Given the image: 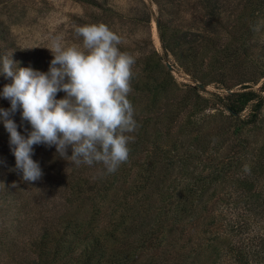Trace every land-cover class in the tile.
Returning a JSON list of instances; mask_svg holds the SVG:
<instances>
[{"label": "rangeland", "instance_id": "374dc122", "mask_svg": "<svg viewBox=\"0 0 264 264\" xmlns=\"http://www.w3.org/2000/svg\"><path fill=\"white\" fill-rule=\"evenodd\" d=\"M98 23L136 57L128 161L108 174L35 145L43 177L29 184L0 120V264H78L113 233L101 264H264V104L242 127L221 102L264 98V0H0V57L47 72L53 37L81 45L75 28ZM210 226L222 236L200 251Z\"/></svg>", "mask_w": 264, "mask_h": 264}, {"label": "clouds", "instance_id": "9594fccd", "mask_svg": "<svg viewBox=\"0 0 264 264\" xmlns=\"http://www.w3.org/2000/svg\"><path fill=\"white\" fill-rule=\"evenodd\" d=\"M75 33L81 45H67L58 35L45 47L53 56L47 72L20 67L12 52L0 57V75L11 79L0 92L10 102L0 108V120L14 170L29 184L43 177L32 159L35 145L55 146L60 158L76 166L100 164L112 174L128 161L130 134L139 127L128 99L136 57L120 50L121 37L104 23L78 26ZM59 92L65 95L57 99ZM18 111L20 125L13 119Z\"/></svg>", "mask_w": 264, "mask_h": 264}, {"label": "trees", "instance_id": "16d2710c", "mask_svg": "<svg viewBox=\"0 0 264 264\" xmlns=\"http://www.w3.org/2000/svg\"><path fill=\"white\" fill-rule=\"evenodd\" d=\"M233 98H228V100L221 101L222 104L230 111V114L239 119L240 125L242 127L251 125L258 120L259 112L264 104V98L262 96L256 95L252 90H243V91H233L231 93ZM255 96L258 97L256 103L252 105V115L247 118H242L241 113L245 107L250 104V101L256 99ZM225 98V97H224ZM163 217L160 216V222L164 221ZM166 220V219H165ZM162 226V225H161ZM228 233V231H227ZM99 235V234H98ZM100 236V235H99ZM99 236L91 237L90 243L86 250L89 253V257H85V254H81L78 259V264H88L91 260V264H101V262L105 260H114L117 253V243L119 241V237L115 235V233L111 234L113 239L101 242V238ZM222 236V232H219L213 226L205 228L203 234H200V240L203 242V246L200 251L206 246V244L214 242L218 240L219 237ZM101 237V236H100ZM111 238V237H110ZM158 240V237H156ZM155 241V240H154ZM158 261H161L157 259Z\"/></svg>", "mask_w": 264, "mask_h": 264}]
</instances>
